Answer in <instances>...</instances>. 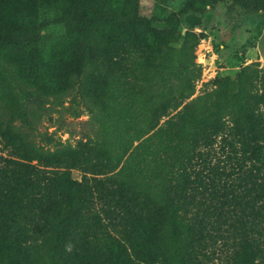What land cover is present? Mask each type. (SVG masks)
Returning a JSON list of instances; mask_svg holds the SVG:
<instances>
[{
	"label": "trees",
	"instance_id": "1",
	"mask_svg": "<svg viewBox=\"0 0 264 264\" xmlns=\"http://www.w3.org/2000/svg\"><path fill=\"white\" fill-rule=\"evenodd\" d=\"M153 1L147 15L141 0H0V264H205L224 236L221 264H264V67L195 95L198 13L224 2L264 13V0L166 14L168 0ZM52 24L64 32L43 34ZM24 98L36 110L69 98L91 134L36 144L12 122ZM215 145L237 170L234 183L222 171L223 193L203 175Z\"/></svg>",
	"mask_w": 264,
	"mask_h": 264
},
{
	"label": "rangeland",
	"instance_id": "2",
	"mask_svg": "<svg viewBox=\"0 0 264 264\" xmlns=\"http://www.w3.org/2000/svg\"><path fill=\"white\" fill-rule=\"evenodd\" d=\"M141 1L143 12L147 15L151 14L155 8V1ZM185 1L187 0L161 2L158 9L165 14L177 12ZM198 15H201V24L195 27V31L203 33L204 36L196 49V61L202 65V76L197 82L195 95L202 91L205 83L216 76L233 77L241 67L251 62H259L260 66L264 67V13L247 11L232 5L231 2H224ZM187 27H190V20L187 14L181 15L182 31ZM63 32V24H52L42 30L43 34L50 35ZM69 105L70 100L66 98L64 105L47 104L46 108L36 110L35 105L24 98L23 112L15 115L12 122L26 132L36 144L46 148L53 149L58 141L64 145H74L79 139L91 134L92 127L88 124L90 115L81 106L77 108V111H80L78 116L69 110ZM49 137H53L54 141L50 142ZM211 152L212 157L210 162L205 164L207 168H204L203 175L209 183L213 179L218 185L219 193H223L221 182L226 178L222 171H229L231 175L228 181L234 183L238 177L237 170L233 169L235 162L225 157L219 145H215ZM0 155L10 156L9 149L3 148L1 144ZM36 162L35 160L34 163ZM212 167H216V170L212 171ZM217 174L221 175V180ZM72 176L80 180L82 172L79 169H72ZM231 187L229 191H237L235 186ZM201 200L207 205L210 202H217L216 199L208 198V195L201 196ZM95 208L102 213L101 205L96 204ZM221 227L219 231L216 230L218 233L225 232V229L229 228L227 225ZM226 237L210 240L211 247L208 250V257L205 258V264H221L226 259L234 243L233 238Z\"/></svg>",
	"mask_w": 264,
	"mask_h": 264
}]
</instances>
